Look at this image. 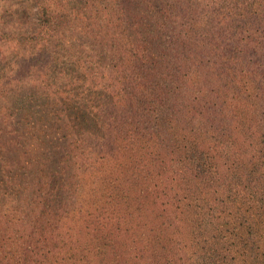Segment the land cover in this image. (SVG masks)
Masks as SVG:
<instances>
[{
    "label": "trees",
    "instance_id": "trees-1",
    "mask_svg": "<svg viewBox=\"0 0 264 264\" xmlns=\"http://www.w3.org/2000/svg\"><path fill=\"white\" fill-rule=\"evenodd\" d=\"M6 1L0 264H264V0Z\"/></svg>",
    "mask_w": 264,
    "mask_h": 264
},
{
    "label": "rangeland",
    "instance_id": "rangeland-1",
    "mask_svg": "<svg viewBox=\"0 0 264 264\" xmlns=\"http://www.w3.org/2000/svg\"><path fill=\"white\" fill-rule=\"evenodd\" d=\"M32 20V14H26L25 16L19 13V11L15 12L14 7L10 6L8 1L0 0V76L2 77V81L22 80L23 83L20 82V84H23V89H19L18 91V89L13 88V91H16L19 98H23L26 96L25 94L29 92L27 88L30 85L28 82L29 72L27 69V61H31V55L29 54L30 50H28L30 42L27 36L30 34L29 30L32 27ZM17 39L18 42H16ZM19 39L21 42H19ZM249 58L251 61H256V59L257 61H261L260 58H256L252 55H250ZM22 65L24 66L22 67ZM25 105L27 106L29 103L26 101ZM19 115H21V113L17 108H14L12 112L8 114L10 117V126H5L4 123L0 122V140H3V143L8 147L10 138L15 136L14 132H12L13 129H18L16 122ZM92 164H98V161L92 162L91 160L83 162V165L88 167ZM108 166H110V159L105 161V167H107V169ZM117 226H120L118 229L120 231L116 229V226H112L111 232L120 235L123 225L120 223V225ZM68 243L69 241L65 243L66 247H70ZM115 247L117 249L114 251L116 255L123 258V247L117 245H115ZM177 255L184 257L181 252H177ZM181 262L185 264L186 261L184 262L181 258Z\"/></svg>",
    "mask_w": 264,
    "mask_h": 264
}]
</instances>
